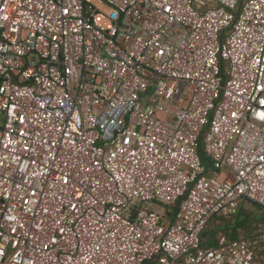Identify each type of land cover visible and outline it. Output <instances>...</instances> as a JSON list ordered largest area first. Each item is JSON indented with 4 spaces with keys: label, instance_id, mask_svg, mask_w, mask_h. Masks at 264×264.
I'll return each instance as SVG.
<instances>
[{
    "label": "built area",
    "instance_id": "built-area-1",
    "mask_svg": "<svg viewBox=\"0 0 264 264\" xmlns=\"http://www.w3.org/2000/svg\"><path fill=\"white\" fill-rule=\"evenodd\" d=\"M96 1L0 0V264H260L264 0Z\"/></svg>",
    "mask_w": 264,
    "mask_h": 264
},
{
    "label": "trees",
    "instance_id": "trees-1",
    "mask_svg": "<svg viewBox=\"0 0 264 264\" xmlns=\"http://www.w3.org/2000/svg\"><path fill=\"white\" fill-rule=\"evenodd\" d=\"M219 66L220 74L223 75L222 63H219ZM196 149L202 162L207 165L209 159L202 150L201 136L197 138ZM179 199L180 198L164 205L166 216L169 220L172 219V215L178 208ZM241 202L242 200L239 201L235 213L231 215H213L216 216V219L211 225L208 222L200 239L201 246L215 245L220 239H233L239 236H249L255 233L259 228L264 229V209L250 202H244L246 204H242ZM261 252L262 251H259L258 253ZM257 260L260 264H264V260L258 258V254Z\"/></svg>",
    "mask_w": 264,
    "mask_h": 264
},
{
    "label": "rangeland",
    "instance_id": "rangeland-1",
    "mask_svg": "<svg viewBox=\"0 0 264 264\" xmlns=\"http://www.w3.org/2000/svg\"><path fill=\"white\" fill-rule=\"evenodd\" d=\"M92 3L95 5V7L96 8H98V10L100 11V12H98V13H96L93 17H92V19H93V21L94 22H96L98 25H100V26H102V27H106L107 26V21H106V19L101 15V12L103 13V12H105L106 10H107V6L105 5V4H103V3H101V2H98V1H96V0H92ZM225 173H227V170L225 169V168H221V169H219L218 170V176L219 175H222V174H225ZM254 209V208H253ZM264 215V214H263ZM216 219V216H213L211 219H210V221H209V224L211 225L212 224V222L214 221ZM211 228H213V227H211ZM209 229V228H208ZM260 230H263L262 228H259L256 232H258V231H260ZM255 232V233H256ZM255 233H253V234H255ZM253 234H251V235H253Z\"/></svg>",
    "mask_w": 264,
    "mask_h": 264
},
{
    "label": "water",
    "instance_id": "water-1",
    "mask_svg": "<svg viewBox=\"0 0 264 264\" xmlns=\"http://www.w3.org/2000/svg\"><path fill=\"white\" fill-rule=\"evenodd\" d=\"M242 199L243 200H246V201H248V202H250V203H253V204H255V205H258V206H260L262 209H264V207L263 206H261V205H259V204H257V203H255V202H253V201H251V200H249L248 198H246V197H242ZM156 255H153V257H155Z\"/></svg>",
    "mask_w": 264,
    "mask_h": 264
},
{
    "label": "crops",
    "instance_id": "crops-1",
    "mask_svg": "<svg viewBox=\"0 0 264 264\" xmlns=\"http://www.w3.org/2000/svg\"><path fill=\"white\" fill-rule=\"evenodd\" d=\"M244 202H248V201L242 199V202H241V203H242V204H246V203H244Z\"/></svg>",
    "mask_w": 264,
    "mask_h": 264
}]
</instances>
